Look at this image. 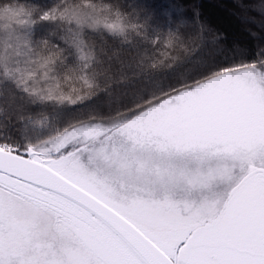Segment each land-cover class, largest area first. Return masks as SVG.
<instances>
[{
    "label": "rangeland",
    "instance_id": "374dc122",
    "mask_svg": "<svg viewBox=\"0 0 264 264\" xmlns=\"http://www.w3.org/2000/svg\"><path fill=\"white\" fill-rule=\"evenodd\" d=\"M98 125L48 140L33 157L109 204L178 264H264V167L226 195L211 187L227 189L244 168L238 159L264 151V69L226 70L111 131ZM0 264L143 263L75 203L0 172Z\"/></svg>",
    "mask_w": 264,
    "mask_h": 264
},
{
    "label": "trees",
    "instance_id": "16d2710c",
    "mask_svg": "<svg viewBox=\"0 0 264 264\" xmlns=\"http://www.w3.org/2000/svg\"><path fill=\"white\" fill-rule=\"evenodd\" d=\"M244 66L264 69V0H0V146L111 131ZM237 162L217 196L264 167V151Z\"/></svg>",
    "mask_w": 264,
    "mask_h": 264
},
{
    "label": "water",
    "instance_id": "95a60500",
    "mask_svg": "<svg viewBox=\"0 0 264 264\" xmlns=\"http://www.w3.org/2000/svg\"><path fill=\"white\" fill-rule=\"evenodd\" d=\"M33 154L31 149L18 153L0 146V172L75 203L106 226L143 264H177L133 222Z\"/></svg>",
    "mask_w": 264,
    "mask_h": 264
}]
</instances>
